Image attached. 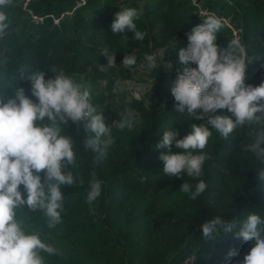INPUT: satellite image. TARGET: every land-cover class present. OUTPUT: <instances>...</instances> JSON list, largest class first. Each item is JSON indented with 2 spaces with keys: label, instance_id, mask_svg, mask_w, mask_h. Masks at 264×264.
I'll return each mask as SVG.
<instances>
[{
  "label": "trees",
  "instance_id": "1",
  "mask_svg": "<svg viewBox=\"0 0 264 264\" xmlns=\"http://www.w3.org/2000/svg\"><path fill=\"white\" fill-rule=\"evenodd\" d=\"M127 7L139 12L135 23L146 33L143 41L134 40L130 30L111 32L115 13ZM7 13L10 27L0 37V88L7 87L9 95L16 86L31 96V71L44 70L47 79L53 66L72 76L94 63L106 64L104 48L118 62L134 47H148L150 40H159V46L174 37L187 42L185 34L209 14L224 24L217 34L219 45L240 39L247 63L245 82H264V0H203L200 8L191 0H13ZM162 75L172 79L177 73ZM91 102L97 106L92 96ZM174 105V98L159 96L137 107L132 130L111 128L115 142L98 165L93 164L94 153L83 147V126L77 132L69 121L65 134L77 141V166L70 170L84 184L62 187L65 211L62 223L53 229L47 228L43 212L24 208L32 213L33 225L44 231L42 238L60 250L59 255L45 254L46 264H230L226 256L233 248L243 260L251 243L222 231L205 241L201 225L216 215L238 223L252 211L264 216V181L257 176L264 162L243 151L256 126L237 129L227 139L212 130L205 149L211 159L200 178L208 188L192 200L179 188L184 181H198L187 175L164 176L158 157L167 149L155 145L167 129L178 130V138H183L192 124L206 121L180 113ZM217 114L229 115L226 109ZM93 169L103 181L94 214L86 202Z\"/></svg>",
  "mask_w": 264,
  "mask_h": 264
},
{
  "label": "clouds",
  "instance_id": "2",
  "mask_svg": "<svg viewBox=\"0 0 264 264\" xmlns=\"http://www.w3.org/2000/svg\"><path fill=\"white\" fill-rule=\"evenodd\" d=\"M12 4L13 0H0V37L10 27L7 9ZM137 19L136 8H123L115 13L111 32L130 30L134 40L143 41L146 33L137 29ZM223 27L222 18L209 14L185 34L187 46L178 51V63L185 67L171 87L176 111L206 122L192 124L183 138H178V130L167 129L155 145L167 149L158 157L164 176L183 179L187 175L198 181H184L179 188L192 200L208 188L200 178L205 162L211 159L205 149L213 129L227 139L235 130L255 125L252 142L243 145V151L264 162V82L255 86L245 82L247 63L241 41L234 38L226 46L219 45L217 34ZM101 52L107 63L100 71H107L116 65L115 54L107 48ZM145 60L149 69L157 67L153 55L145 54ZM136 63V55L130 53L121 64L131 68ZM189 63L195 66L188 67ZM50 71L53 75L47 79L44 70L31 71L27 77L31 96L23 87L14 86L11 95L7 87L0 88V264H46V255L60 254L39 231L27 226L29 217L24 208L43 212L47 228L53 229L62 223L65 211L62 187L84 184L83 178L70 170V166H77V141L65 134L69 121L77 125V132L83 126L82 144L94 153V165L107 157L115 142L104 114L91 102L90 91L63 69L53 66ZM224 109L229 115L217 114ZM135 124L131 109H125L113 122L120 130H132ZM257 176L264 181V169H258ZM102 192L103 181L93 169L86 196L90 213H95L94 204ZM201 229L205 241L216 239L222 231L252 244L243 260L235 248L230 249L226 256L230 264H264V216L257 212H249L239 223L216 215Z\"/></svg>",
  "mask_w": 264,
  "mask_h": 264
},
{
  "label": "rangeland",
  "instance_id": "3",
  "mask_svg": "<svg viewBox=\"0 0 264 264\" xmlns=\"http://www.w3.org/2000/svg\"><path fill=\"white\" fill-rule=\"evenodd\" d=\"M201 1L203 0H191V3L200 8ZM158 42L159 40H150L148 47H134L128 54L134 53L137 63L131 68L121 64L122 58L107 71H100V66L103 64L94 63L87 67L85 72L72 75L76 82L90 91L91 96L95 99L97 111L104 114L105 122L111 128L115 127L113 122L119 120L120 113L125 109H131L136 113L137 107H145L159 96H163L165 100L174 98L171 87L176 77L167 79L164 76L162 78V74L172 70H175L176 73L183 71L185 65L178 63V51L180 48L186 47L187 42L177 37L162 46H159ZM145 54L155 57L156 68L149 69L147 67ZM160 76L161 80H159ZM26 214L29 217L27 226L31 230L39 231L44 236V231L42 232L33 225L32 213L26 212Z\"/></svg>",
  "mask_w": 264,
  "mask_h": 264
}]
</instances>
